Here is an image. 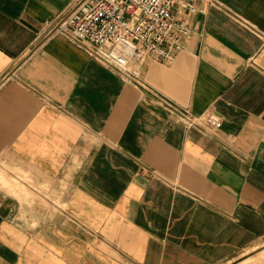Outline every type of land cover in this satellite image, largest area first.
Instances as JSON below:
<instances>
[{
	"label": "crops",
	"instance_id": "0c3cea01",
	"mask_svg": "<svg viewBox=\"0 0 264 264\" xmlns=\"http://www.w3.org/2000/svg\"><path fill=\"white\" fill-rule=\"evenodd\" d=\"M192 1V39L133 83L56 32L76 0H0V264H229L264 245V0Z\"/></svg>",
	"mask_w": 264,
	"mask_h": 264
},
{
	"label": "built area",
	"instance_id": "2783aa9c",
	"mask_svg": "<svg viewBox=\"0 0 264 264\" xmlns=\"http://www.w3.org/2000/svg\"><path fill=\"white\" fill-rule=\"evenodd\" d=\"M200 12L192 0H76L56 32L125 80L139 83L148 60L174 61L193 37L191 17ZM176 114L187 128L213 133L222 127L215 111L200 118Z\"/></svg>",
	"mask_w": 264,
	"mask_h": 264
},
{
	"label": "rangeland",
	"instance_id": "374dc122",
	"mask_svg": "<svg viewBox=\"0 0 264 264\" xmlns=\"http://www.w3.org/2000/svg\"><path fill=\"white\" fill-rule=\"evenodd\" d=\"M229 264H264V245L252 249Z\"/></svg>",
	"mask_w": 264,
	"mask_h": 264
}]
</instances>
